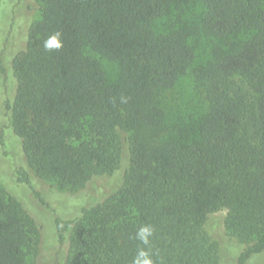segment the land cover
Listing matches in <instances>:
<instances>
[{
  "label": "trees",
  "instance_id": "1",
  "mask_svg": "<svg viewBox=\"0 0 264 264\" xmlns=\"http://www.w3.org/2000/svg\"><path fill=\"white\" fill-rule=\"evenodd\" d=\"M35 1L39 16L11 58L16 89L2 131L60 191L113 173L127 152L114 190L57 220L59 235L70 232L67 264H133L139 249L152 264H219L204 228L219 207L243 244L235 264L263 252L264 0ZM191 4L198 32L182 18ZM200 31L219 39L193 68L206 109L191 127L169 129L159 96L194 64ZM55 32L62 49L45 51ZM85 50L117 64L114 81ZM144 225L147 245L136 238ZM39 238L19 199L0 189V264H32Z\"/></svg>",
  "mask_w": 264,
  "mask_h": 264
},
{
  "label": "rangeland",
  "instance_id": "2",
  "mask_svg": "<svg viewBox=\"0 0 264 264\" xmlns=\"http://www.w3.org/2000/svg\"><path fill=\"white\" fill-rule=\"evenodd\" d=\"M200 8L196 4L184 7L182 18L187 20L189 29L198 32L193 24L197 22ZM39 16V6L35 0H0V61L5 71L0 70V132L8 126L4 118V103L13 98L16 82L10 70L12 55L25 45L26 27ZM181 17V16H180ZM175 24L178 20L172 19ZM195 47L196 60L176 83L161 92L159 102L165 113V125L191 127L195 120L205 111L206 103L201 88L195 81L193 68L207 58L211 47L219 39L204 35L201 31L191 36ZM99 59L108 81H114L117 64L85 50ZM9 130L0 133V189L17 197L23 208L35 220L40 238L36 253L30 256L32 264H67L70 255L68 230L59 235L57 220L77 217L80 209L100 201L120 183L124 166L127 163L125 145L122 148L121 164L111 174L93 177L87 185L76 192L60 191L52 182L44 181L34 175L28 167L18 140L12 141ZM19 178L27 179L28 183ZM36 191L38 194L34 193ZM227 209L219 207L207 214L204 228L211 240L219 248V264H235L236 257L243 248L225 227ZM248 264H264V251L253 256Z\"/></svg>",
  "mask_w": 264,
  "mask_h": 264
},
{
  "label": "clouds",
  "instance_id": "3",
  "mask_svg": "<svg viewBox=\"0 0 264 264\" xmlns=\"http://www.w3.org/2000/svg\"><path fill=\"white\" fill-rule=\"evenodd\" d=\"M43 47L45 51H59L63 47V40L60 32H55L49 35L43 41ZM153 235V229L151 226L144 225L139 227L136 232V238L140 240L143 244L147 245L149 243V238ZM133 264H152L150 258L145 250L139 249L136 257L133 259Z\"/></svg>",
  "mask_w": 264,
  "mask_h": 264
}]
</instances>
